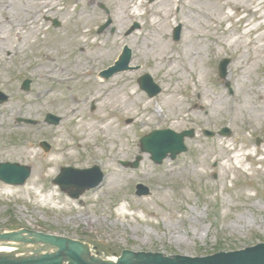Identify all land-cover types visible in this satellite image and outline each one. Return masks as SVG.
<instances>
[{"label":"rangeland","instance_id":"rangeland-1","mask_svg":"<svg viewBox=\"0 0 264 264\" xmlns=\"http://www.w3.org/2000/svg\"><path fill=\"white\" fill-rule=\"evenodd\" d=\"M0 2V90L9 96L0 105V121L13 124L0 126V162L32 168L24 185L0 182V227L77 238L106 258L124 249L205 256L264 243V35L258 38L264 0ZM178 25L182 35L175 41ZM33 26L42 29L33 33ZM63 37L68 42L54 46ZM124 45L133 50L134 69L101 78ZM225 57L230 63L221 78L218 64ZM147 72L163 89L153 98L138 82ZM25 79L29 91L21 88ZM102 79L97 89L94 82ZM107 85L119 98L116 118ZM97 93L102 100H94ZM48 113L60 122L47 123ZM82 118L103 123L81 128ZM37 125L57 131L45 132L31 152L14 130ZM225 127L230 135L218 133ZM166 128L193 129L195 136L186 138V152L156 164L139 140ZM206 129L216 134L209 137ZM138 155L137 168L122 164ZM53 157L56 164L46 167ZM94 165L104 180L79 199L52 182L62 166ZM138 183L150 194L137 196Z\"/></svg>","mask_w":264,"mask_h":264},{"label":"water","instance_id":"water-1","mask_svg":"<svg viewBox=\"0 0 264 264\" xmlns=\"http://www.w3.org/2000/svg\"><path fill=\"white\" fill-rule=\"evenodd\" d=\"M137 25L130 31L132 32ZM178 31H176L178 38ZM132 59V50L125 46L120 59L109 69L102 71L101 75L109 78L115 73L129 70ZM226 60L221 66L222 76L226 75ZM141 88L153 97L161 88L153 81L149 74L139 79ZM24 89H29L26 82ZM8 99L0 91V103ZM59 118L53 115L47 121L58 123ZM31 122V121H28ZM212 135L213 133H209ZM193 137L194 131L176 133L171 129L155 130L140 140L142 152L151 154V159L161 164L165 158L175 159L178 154L185 152V137ZM141 156L134 162H124L126 166L138 167ZM32 168L18 163H0V181L10 184L22 185L30 176ZM104 178L100 168L76 170L62 168V173L54 183L59 184L63 191L73 198H78L83 192L98 186ZM137 195H149L150 189L138 185ZM0 264H264V243L242 250L218 252L209 256L166 255L162 252L124 250L115 260L105 259L94 253L89 243L66 237L63 235L44 233L28 228L9 230L0 228Z\"/></svg>","mask_w":264,"mask_h":264},{"label":"bare ground","instance_id":"bare-ground-1","mask_svg":"<svg viewBox=\"0 0 264 264\" xmlns=\"http://www.w3.org/2000/svg\"><path fill=\"white\" fill-rule=\"evenodd\" d=\"M134 1V0H133ZM168 1H170V2H173L174 0H168ZM1 3V2H0ZM245 3H246V1H245ZM139 7H137L136 9H138ZM137 14H139L140 15V13H137ZM162 16H163V19H166L167 17H166V15H165V13L163 12V14H162ZM8 20H9V18H8ZM154 23H160L159 21H157L156 19H154V21H153ZM23 26H25L26 24H22ZM39 28L40 27H38L37 29L35 28V26H33V28L31 29L32 30V32L33 33H35V32H37L38 30H39ZM248 32V31H247ZM264 35V33L263 34H261V35H259L258 36V38H260L261 36H263ZM61 41V42H60ZM46 42H48V41H44V43L46 44ZM68 42V40L65 38L64 39V37H63V40H61V39H56V43L55 42H53V43H55V45L54 46H57V47H59L60 48V46H61V44L62 43H67ZM231 43H233V44H236V43H238V38L237 39H234V40H232L231 41ZM47 47V46H46ZM46 47L45 48H42V52H43V54H44V56H48V57H50L49 55L51 54L49 51H47V49H46ZM253 60V59H252ZM254 62H255V59H254ZM64 69H62V68H60L58 71H56V73H55V79H57L58 78V76H57V74H59L60 76H62V74L59 72V71H63ZM48 77H52V76H48ZM58 79H60V78H58ZM99 82H94L95 83V85H96V88L98 89V88H102V81H103V79L102 80H98ZM93 83V84H94ZM105 87V89H107V91H106V95L107 94H110V95H113L114 96V99L112 100V99H107L106 98V96L104 97V98H106L108 101H109V105L110 106H112V114H113V117H115L116 118V103L117 102H119V98H118V96H117V94H114L115 92L113 91L114 89L113 88H109V85H107V86H104ZM51 90H52V88H51ZM93 94L94 93H92V96H93ZM103 93H101V95H102ZM97 96H95V98H94V100H102V97H100L101 95H99V93H97L96 94ZM202 96H203V94H202ZM103 98V99H104ZM202 98V97H201ZM121 103V102H120ZM133 104V101H131L128 105L129 106H131ZM118 106V105H117ZM126 106V105H125ZM72 116L73 115H75L77 112H78V110L77 109H73L72 111ZM18 115H15L14 117H17ZM13 117V118H14ZM115 118H114V120L112 121V123L114 124L115 123ZM8 119V118H7ZM72 119H75V118H73L72 117ZM9 120V119H8ZM95 120V119H94ZM99 123H103V120L101 119H96L95 121H87V120H85L84 118H82L79 122H78V126L79 127H83V126H86V125H88L91 129H93L95 126H98L99 125ZM0 126H3V127H13V124H12V122H9V121H0ZM24 128H20V127H16L15 128V132L17 133V134H19L20 135V137H21V140H22V142L24 143V142H26V143H28L29 145L28 146H30V151L31 152H34V149H33V147L34 146H36V144L38 143V141L40 140V137L45 133V132H48V134L49 135H52V134H55L56 133V131L57 130H50V131H39V127L40 126H35L34 128L33 127H29V126H23ZM106 127H108V126H105L104 125V128H106ZM222 145H224V147H225V143H223ZM38 156V155H37ZM56 162H57V158L56 157H53L52 159H49V160H47V162H46V167H50L52 164H56ZM115 183H116V178L114 177L112 180H111V184L112 185H115ZM2 249H4L3 247H0V250H2Z\"/></svg>","mask_w":264,"mask_h":264}]
</instances>
